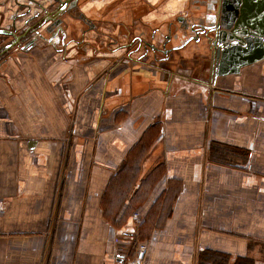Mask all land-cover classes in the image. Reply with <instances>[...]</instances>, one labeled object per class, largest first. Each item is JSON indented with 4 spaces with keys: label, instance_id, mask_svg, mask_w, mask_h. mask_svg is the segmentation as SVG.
<instances>
[{
    "label": "crops",
    "instance_id": "crops-1",
    "mask_svg": "<svg viewBox=\"0 0 264 264\" xmlns=\"http://www.w3.org/2000/svg\"><path fill=\"white\" fill-rule=\"evenodd\" d=\"M19 1L18 34L43 13ZM194 1L84 0L88 21L66 18L65 37L1 54L0 35V264H127L150 211L143 264H264V58L215 77L194 42L155 61L126 48L169 22L184 39L176 13ZM147 134L137 177L123 168Z\"/></svg>",
    "mask_w": 264,
    "mask_h": 264
},
{
    "label": "water",
    "instance_id": "water-1",
    "mask_svg": "<svg viewBox=\"0 0 264 264\" xmlns=\"http://www.w3.org/2000/svg\"><path fill=\"white\" fill-rule=\"evenodd\" d=\"M37 6L40 7L44 13L37 12L36 14L30 16L26 22L23 29H21V33H17V26L15 23V18H17V14H14L12 17V25L13 28H0V35L2 36H11L12 40H10L8 43L4 44V48L2 50V53L9 48L14 47L17 44H22L24 48H28L30 46H33L36 43V37L37 35L42 37L44 34H42L44 31H48L52 33V36H56L59 33L63 35V37L66 36L64 26L68 25V22L65 23L66 25H63V27H60V25H56V29L54 31L51 30L50 25L51 22L55 20V23H60V18H57L56 15L58 13H61V9L71 4H76L77 0H65V4L63 7L61 5L63 4V0H54V2H50L49 4H44L43 1L36 0L35 1ZM241 7L240 12L241 14H238L239 16H235V18H239V20L235 21V24L233 26L225 25L223 24V21H220L219 16H198L195 17L194 22L191 23H183L180 28H182V31L184 32L185 40L182 45L166 48L165 51H168L170 49H179L190 42H194L195 46L197 48L202 49H213V52L215 51L216 47L220 46L218 49L220 50L222 48V57L225 56V59L219 60L218 57L215 56V59L213 61L214 64V76L216 77L218 73L220 74H227V73H237L240 71L243 65L246 64H252L262 58H264V13L259 14V11L257 8L263 10L262 8L258 7L259 4H264V0H239ZM20 6H26V4L19 3ZM28 10L25 11L23 14H27L31 10V5L27 4ZM254 9L258 13L250 14ZM70 19H77L78 17H74L71 15H68ZM184 18V17H183ZM182 17L178 18V21H183ZM212 18V19H211ZM33 19H36L32 22ZM58 19V20H56ZM223 24L225 27H221L220 24ZM38 33L36 36H33L29 40H27L31 34ZM222 34L229 35L230 41L232 42L231 45H237L240 42L247 44L246 38L252 37V36H258V42H260V52L257 54H254V50L252 49V53H248L249 56L246 60H239L240 54H238L237 51H232L230 54H228L225 50V46L222 43V41L225 39H222ZM171 40L165 41L163 46L165 47L167 42H170ZM229 45V46H231ZM151 47L156 49L155 44H150ZM250 48V46H249ZM222 61V62H221Z\"/></svg>",
    "mask_w": 264,
    "mask_h": 264
},
{
    "label": "flooded vegetation",
    "instance_id": "flooded-vegetation-1",
    "mask_svg": "<svg viewBox=\"0 0 264 264\" xmlns=\"http://www.w3.org/2000/svg\"><path fill=\"white\" fill-rule=\"evenodd\" d=\"M13 4L16 5L21 3L19 0H13ZM31 1H36V0H31ZM50 2H54V0H49ZM67 1V0H66ZM3 3H5V0L3 1ZM65 4V0H63V4L61 5V7H63ZM79 2L77 0L76 4H69L68 6L64 7L63 9H61V13L57 16V18H60V23H55V20L51 22L50 28L52 31H54L57 27L56 25H60V27H63V25H66L65 23V16L71 15L74 17H78V18H82L83 14L80 12V10L78 11L79 8ZM189 4V10L184 11V12H179L176 14H189L188 16H184V20L180 21L179 23V29L181 30L182 28L181 25L183 23H191L194 22V15L198 14V5L199 7L203 6L205 8V12L203 14H207L206 16L212 17L213 16H219L220 21H223V24L227 25H232L235 24L236 20H239V18H235V16H239L238 14H241L240 12V7L241 4L239 2V0H196L193 3H188ZM197 6L193 7V6ZM14 6V5H13ZM13 6H8V8L4 11L7 14H23L24 12H20V8H18V10L16 11L15 7ZM18 6V5H17ZM23 8L24 6H18ZM258 7L262 8L263 10L257 8V10L259 11V14H263L264 13V4H259ZM9 9V10H8ZM37 12H35L34 14H36ZM44 13V12H43ZM254 13H258L256 11V9H254L250 14H254ZM1 14H5V13H1ZM67 14V15H66ZM65 15V16H64ZM213 15V16H212ZM211 18V19H212ZM58 20V19H56ZM88 20L84 19V22H87ZM222 23L220 24L221 27H225ZM166 33L165 35H160L157 36V29H154L150 34L146 33L145 31H143L139 36H136L135 38L132 39H128V41L125 43L127 46V50L128 53L130 55V57H137V58H148L151 61L155 59L159 58L158 52L162 51L165 52L166 48H171V47H175V46H179L182 45L184 40L186 39L184 36V39L182 38V40L178 41V43L176 44H172V39L174 37H172L174 35V33L176 32V27L173 25V22H169L167 23L166 26ZM85 31V30H84ZM222 39H224L222 41V43L224 44V46L226 47L225 50L228 54H230L232 51H237L238 54H240L239 60L243 61L246 60L249 56L248 53H252V49L254 50V54H257L258 52H260V42H258V36H252L249 38H246L245 40L247 41V44L245 45L244 43H239L237 45H231V41H230V36L227 34H222ZM171 40L170 42H167L166 46L164 47L163 44L165 41ZM7 43V42H6ZM5 43V44H6ZM150 44H155L156 45V49H154L153 47L150 46ZM168 45H171L170 47ZM231 45V46H229ZM250 46V48H249ZM220 46L216 47L215 51L213 52V49H205L204 52H202L205 56L210 57L211 60H216L215 56L219 58V60L225 59V56L222 57V48L219 50ZM171 50V49H170ZM177 50V49H175ZM253 54V53H252ZM222 62V61H221Z\"/></svg>",
    "mask_w": 264,
    "mask_h": 264
},
{
    "label": "trees",
    "instance_id": "trees-1",
    "mask_svg": "<svg viewBox=\"0 0 264 264\" xmlns=\"http://www.w3.org/2000/svg\"><path fill=\"white\" fill-rule=\"evenodd\" d=\"M155 138H156L155 135L147 134L140 140V142L133 148L132 153H131V159L125 164L123 168L124 171H128L131 174L132 172H134L137 175V177L139 176V173L142 169V163L146 157L148 150L150 149L152 143L154 142ZM125 181L126 179H122V181L115 188L120 190V187L126 184ZM143 181H144V178H143ZM126 193H127V190H126ZM144 196H145V193L143 191L138 190L136 196H134L135 201L131 204V209L136 208L139 205V201L143 200ZM107 213H115L116 214L115 220L120 221L127 214H130L131 210H128V211L126 210L125 213L122 210L118 212L108 211ZM157 213L158 211H150L144 217H141V220L139 221V224L137 227L138 231L136 233V239H135L134 245L137 246L138 244L144 241H147V239L150 237L152 230L156 227ZM238 264H240V261Z\"/></svg>",
    "mask_w": 264,
    "mask_h": 264
},
{
    "label": "built area",
    "instance_id": "built-area-1",
    "mask_svg": "<svg viewBox=\"0 0 264 264\" xmlns=\"http://www.w3.org/2000/svg\"><path fill=\"white\" fill-rule=\"evenodd\" d=\"M134 215L138 216L137 213H135ZM137 250L139 251L138 255L130 259L127 264H143L144 255L147 250V243H141L138 246Z\"/></svg>",
    "mask_w": 264,
    "mask_h": 264
},
{
    "label": "rangeland",
    "instance_id": "rangeland-1",
    "mask_svg": "<svg viewBox=\"0 0 264 264\" xmlns=\"http://www.w3.org/2000/svg\"><path fill=\"white\" fill-rule=\"evenodd\" d=\"M81 1H82V4L84 5V0H81ZM81 1H80V2H81ZM13 2H14V1H12V3H13ZM12 3H10L9 6H13ZM82 4H80V3L78 4V5H79L78 11H79L80 9L83 8V7H81ZM13 7H14V6H13ZM7 8H8V7H7ZM7 8H6V9H7ZM8 10H9V9H8ZM66 15H67V14H66ZM64 16H65V15H64ZM66 18H69V17H68V16H65V20H66ZM77 19H82V20H79V21H80V23H82V25L84 26V24H83V22H84V17H82V18H77ZM82 21H83V22H82ZM66 22H67V21H66ZM83 26H82V28H80V31H81V32H83V30H84V29H83ZM0 28H1V27H0ZM7 40H8V37H7Z\"/></svg>",
    "mask_w": 264,
    "mask_h": 264
}]
</instances>
